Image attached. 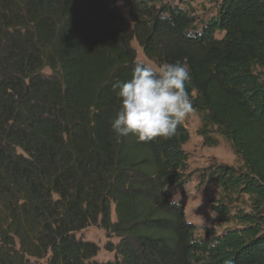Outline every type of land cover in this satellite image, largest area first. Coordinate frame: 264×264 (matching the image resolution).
Returning <instances> with one entry per match:
<instances>
[{"label": "trees", "instance_id": "trees-1", "mask_svg": "<svg viewBox=\"0 0 264 264\" xmlns=\"http://www.w3.org/2000/svg\"><path fill=\"white\" fill-rule=\"evenodd\" d=\"M168 1L0 0V264H99L75 237L88 227L119 239L102 264H264V0H209L216 14L199 31ZM132 41L153 64L189 66L197 134L241 162L201 174L236 227L188 223L172 201L191 177L182 123L147 142L111 130ZM244 197L249 211L231 214Z\"/></svg>", "mask_w": 264, "mask_h": 264}, {"label": "rangeland", "instance_id": "rangeland-1", "mask_svg": "<svg viewBox=\"0 0 264 264\" xmlns=\"http://www.w3.org/2000/svg\"><path fill=\"white\" fill-rule=\"evenodd\" d=\"M169 2L168 0H161ZM182 4L170 1L173 5H178L180 8L187 10L196 21V30H200L202 23L208 21L216 14V6L209 0H182ZM122 7V4H119ZM122 12L126 14V9L122 7ZM222 35L217 33L216 38ZM135 49L138 62L151 63L147 61L141 49L135 41L131 43ZM155 65V64H154ZM256 74L262 75L264 78V70L256 69ZM43 74L50 75L48 69L43 70ZM183 126L189 133V141L183 146L184 152L188 157V172H191V177L188 183L181 190H172V201L179 203L185 212V219L188 223H192L198 227H212L217 233H222L236 227L233 221H225L226 218H220L212 208L222 202L223 197L215 185L210 184L207 180H201L203 171L212 164L226 165L234 168H239L241 162L236 158L231 145L221 137L211 134L210 136L216 140L215 146H206L202 138L197 134L200 127V121L195 112L190 113L183 121ZM247 199L234 203L229 207L231 214L237 210L249 211ZM224 202V201H223ZM111 221L115 222V214L113 207L111 208ZM77 239L91 242L99 248L97 256L93 259L95 262L102 264L114 259V253L107 251V244L116 245L119 241L116 237H107L106 233L98 227H88L80 233L75 234ZM202 232L196 233V238H201Z\"/></svg>", "mask_w": 264, "mask_h": 264}, {"label": "clouds", "instance_id": "clouds-1", "mask_svg": "<svg viewBox=\"0 0 264 264\" xmlns=\"http://www.w3.org/2000/svg\"><path fill=\"white\" fill-rule=\"evenodd\" d=\"M190 69L181 62L160 64L137 62L127 79L116 80L111 90L119 108L109 125L119 138L133 135L138 141L173 137L178 125L194 112L186 85ZM225 264H233L226 260Z\"/></svg>", "mask_w": 264, "mask_h": 264}]
</instances>
